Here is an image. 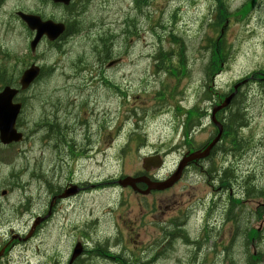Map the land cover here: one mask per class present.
Returning a JSON list of instances; mask_svg holds the SVG:
<instances>
[{
    "label": "flooded vegetation",
    "instance_id": "af4514ba",
    "mask_svg": "<svg viewBox=\"0 0 264 264\" xmlns=\"http://www.w3.org/2000/svg\"><path fill=\"white\" fill-rule=\"evenodd\" d=\"M8 1L0 0V76L19 79L27 68L35 65L39 68L37 84L42 81L41 78L46 72H50L58 74L62 88L53 92V96L61 101L56 100L51 106L54 120L56 116L60 117L63 125L43 119L40 104L37 115L47 127L40 125L35 130L40 162L33 178L40 189L50 191V198L54 201L52 210L54 219L60 213V205L77 206L81 202L83 205L86 200L84 197L90 188L105 185L107 152L121 154L123 149L121 141H133V145H137L142 140L144 135L140 134V129L145 126L144 122H141L143 114L137 111L135 106L132 108L125 106L123 86H130L128 89L135 92L133 100L141 99L139 95L141 93L148 94L145 99L163 108L173 100L179 103L176 93L186 80L181 76V72L169 70L168 51L162 55L151 53L141 67L139 66L137 59L139 45H142L145 51L147 38L151 42L154 41L151 30L154 27L159 29L167 27L166 24L149 21L148 14L163 10L149 7L148 0L139 1L140 13L130 25V39L133 44L131 56L122 54L121 49L116 53L119 37L115 29L118 25L107 17L118 15L123 1L128 5L129 0H101L103 8H115L112 13L104 15L107 22L104 27L89 22L90 14L94 11V7L91 6L92 0H71L67 6L51 0H31L38 1L44 6L38 12L25 9L24 0H17V10L12 13L8 9ZM17 13L34 14L44 21L51 20L65 25L62 35L52 42L43 37L34 51L38 53L42 46L50 48L56 58L49 67L40 58L30 59L27 65L25 60L10 56L9 41L19 40L20 47L24 49L26 40H29L30 46L36 35L35 32L29 31L26 24L17 17ZM53 13H56L53 18L45 17L46 14ZM73 31L75 33L71 34ZM104 35L109 38L110 55L98 56L91 49V41L94 42ZM95 55L97 58L91 59ZM98 58H102L101 62ZM126 58H132V63L128 65ZM111 60H116L117 63L107 68ZM85 61L92 64L89 65V62L84 64ZM191 72L193 73V70ZM190 78L189 76L188 80ZM261 92L264 99V89ZM57 94L63 98H58ZM24 99H28V96H19L18 102L22 103ZM262 107L264 109V104ZM125 116H130L128 123H123ZM197 121L200 120L194 118L184 122L188 128L187 133L182 134V140L186 137L192 142L197 140L196 133L200 132L195 129ZM190 148L195 146L190 145ZM45 151H48L50 158L46 169L42 160ZM132 152L136 156V161L131 177L139 180L135 183L136 192L131 194L132 202L134 207L145 210L133 215V222L128 224L134 226L133 228L122 225V219L117 214L109 216L107 220L111 226L107 227L108 236L105 239H93L97 235L94 228L98 225L93 224L92 232H88L86 224L80 221V224L77 223L78 227H71L70 236L75 238V242L72 249L69 247L66 252L67 257L63 264H83L84 261L93 258L110 261L113 264H146L155 258L158 262H166L159 258L160 252L175 255L177 250L183 248L192 252L183 264H217L221 258L226 261L232 260L230 254L235 247L234 240L249 236L251 211L249 199H244V196L248 195V185L243 182L234 183L233 167L226 170L223 167L218 168L216 154L202 160H194L191 156L194 152L184 146L178 159L180 171L177 183L172 190H166L164 196H154L151 199L152 192L148 191L147 181L154 182L163 176L167 168L174 164L173 155L164 157L154 148L142 155L136 146ZM143 156L158 159L160 168L143 169L138 165L139 158ZM218 178L221 180L220 183ZM235 185L240 187L237 193L233 192ZM70 186H76L77 192L64 200L62 197ZM104 194L105 191L96 193L101 204L104 202ZM258 196L257 215L260 219L261 187ZM114 202L112 200V206ZM155 232L163 245L156 246L157 251L152 254L150 260H147L153 247ZM75 247H78L82 255L80 259L72 260ZM202 253L205 256H201ZM56 260L57 258H54L48 264H57ZM94 264L99 262L96 261Z\"/></svg>",
    "mask_w": 264,
    "mask_h": 264
},
{
    "label": "rangeland",
    "instance_id": "374dc122",
    "mask_svg": "<svg viewBox=\"0 0 264 264\" xmlns=\"http://www.w3.org/2000/svg\"><path fill=\"white\" fill-rule=\"evenodd\" d=\"M177 2H171L172 6H177L183 10L180 18L175 20V24L178 25V31L184 34L185 38V54L188 61H193L199 57L198 50L202 47L201 38H206L211 35L210 31L202 29L197 24V12L203 6L205 2L203 0H178ZM257 0H233L230 5V10L233 11L238 7L247 8L246 11L241 12V19L225 30L224 36L227 46H230L228 53V59L226 65H224L222 72L217 76L216 84L217 91L228 93L232 88V83L248 82V77L254 75L255 79L260 80L261 74L264 72V2H255ZM120 6L119 20L118 15H107L110 19L116 23H121L125 28L129 27L133 17L140 13L131 9H127L125 1ZM23 6L25 9H33L34 11H40L44 8L42 3L38 1L24 0ZM92 7L94 11L90 14V22H96L99 17L108 13H112L113 9L103 8V2L101 0H92ZM144 6V5H141ZM17 0L8 1V9L12 13L16 11ZM101 7V8H100ZM132 7V6H131ZM157 7L163 9L162 1L157 4ZM172 8V7H171ZM98 9V10H97ZM97 10V11H95ZM56 13L46 14L45 17H54ZM218 27L224 28L226 26L225 20L220 19ZM228 22V27H229ZM20 30V29H19ZM161 33L166 31L165 28L160 29ZM14 33H11L13 35ZM10 35V36H11ZM29 37L28 30L26 31V38ZM98 48L102 49V46L98 44ZM118 49V46L116 50ZM10 56L13 58L19 57L21 60H25L27 65L30 59L40 58L49 67L52 65L53 60L56 58L49 47L42 46L36 55L30 52L29 40H26V45L22 49L19 45V40L9 41ZM102 58H98L101 62ZM101 65V64H100ZM203 63L200 65V70L203 68ZM200 73V71H197ZM12 77L0 76V90L9 85L6 83ZM41 82L33 87L28 93V99L25 102V109H23L21 120L24 122L23 131L25 134L33 132L38 126L47 127L46 123L41 121L37 115V109L41 108V115L43 119L52 121L56 124L63 125L60 117L53 118L52 106L56 100L61 101L53 96V92H56L60 87L58 76L50 72H46L42 76ZM237 84V83H236ZM197 85V84H196ZM195 83L191 86V90H194V94L198 92L199 85L195 86ZM237 87L232 89L228 97L225 100L226 107L230 95L235 92ZM242 100H234L231 105V109L239 108L240 115L246 121V129L238 130L240 139L248 146L249 161L248 166L250 169L259 166L260 161L264 159V150H261V143L264 141V128H261V83L258 85H250L243 89ZM58 98H63L57 94ZM177 101L173 100L170 104H174ZM138 107L144 110H138L144 115V125L140 129V134H143L142 140L136 145L137 149L144 155L147 148L156 149L161 152L164 157L170 152L171 141L173 136L178 133L173 128V120L176 116L171 111H163L159 115L156 110L159 108L153 102L147 100H139L137 102ZM136 106L133 105V107ZM146 108V109H145ZM57 112V111H55ZM76 121V119H75ZM23 133V131L20 129ZM33 134V133H32ZM153 136L161 138V144H155ZM199 141H193V145L198 144ZM170 146V147H169ZM180 156H175L174 160L178 161ZM219 157H217V161ZM38 161V151L34 145V140L26 142L22 145H14L9 147H3L0 145V251L8 253L10 261H4L3 264H45L49 261V257L54 254H58L57 264L64 263L67 257L66 252L69 247H73L75 238L68 236V232L64 230L63 225L68 227L77 225V222L83 220L88 227V232H92L93 224L95 226L97 235L93 237L105 239L108 236L107 221L108 216H102L100 211L105 212V207L108 201L114 193L112 191H106L104 194V202L101 204L97 200V195L93 205L86 206L88 209L84 211V216L80 215L77 218L71 215H66L63 219H56L48 222H43L37 227V230L33 232L29 241L24 242L23 238L28 234L30 225L34 218L42 217L46 212L48 201L44 191L36 185L30 177V174ZM122 170L128 171L130 164L124 161V165H119ZM45 169L48 168V159L45 157ZM121 171V170H120ZM106 175H113L115 173L114 168L106 167ZM118 177V174H117ZM264 175H261V182L256 180L255 187L257 190H261L264 185ZM6 192V196H2V192ZM124 205L132 210V205L128 201V196L123 194ZM31 202V208L28 211H22L21 206L24 202ZM131 219V214H128ZM72 223V226L70 225ZM100 224V225H99ZM126 227H133L124 223ZM154 234L153 247L149 253L147 260H150L152 254L157 251L156 246L163 245V242L158 234ZM264 243V240H263ZM38 248L39 252H37ZM74 252H79L75 256V259H80L82 253L78 247L74 248ZM192 252H189L187 248L177 250L175 255H169L166 252H160L159 258L165 260L169 264H183L191 256ZM205 256V254H201ZM22 259V260H21ZM20 260V261H19ZM96 261L99 264H113L110 261L102 259H90L84 261L83 264H94ZM158 259L155 258L146 264H157Z\"/></svg>",
    "mask_w": 264,
    "mask_h": 264
},
{
    "label": "water",
    "instance_id": "95a60500",
    "mask_svg": "<svg viewBox=\"0 0 264 264\" xmlns=\"http://www.w3.org/2000/svg\"><path fill=\"white\" fill-rule=\"evenodd\" d=\"M55 1H61V0H55ZM20 17L26 21L27 25L31 30L36 31L37 33L34 41L31 43L32 50H34L41 36L44 35L39 32L40 29L46 32L47 31L54 32L53 35H57L59 33V27H56L57 25H53L50 22L41 23L39 19L29 16H20ZM34 24H36V27L33 29L31 25L34 26ZM37 76H38V69L36 68H31L28 71H26L19 82L21 91L27 90L28 86L35 80ZM15 94H16L15 90L10 88H5L0 93V143L3 145L18 143L22 139L21 135L17 133L15 129L16 120L18 118L20 111V105L19 104L13 105L12 102Z\"/></svg>",
    "mask_w": 264,
    "mask_h": 264
},
{
    "label": "trees",
    "instance_id": "16d2710c",
    "mask_svg": "<svg viewBox=\"0 0 264 264\" xmlns=\"http://www.w3.org/2000/svg\"><path fill=\"white\" fill-rule=\"evenodd\" d=\"M139 1L140 0H137V2H139ZM229 51H230L229 47L220 38L218 40V43H217L216 54L212 55V69L213 70L219 72L222 69V67L224 65H226ZM202 53H203L202 57H205V55L208 54L206 52H202ZM181 64L184 65V59L183 58L181 59ZM205 70H207V69H205ZM231 117L238 118V116H233V114H231ZM227 136H228V140H230L228 142L230 143L232 139H231L230 135H227Z\"/></svg>",
    "mask_w": 264,
    "mask_h": 264
},
{
    "label": "bare ground",
    "instance_id": "6f19581e",
    "mask_svg": "<svg viewBox=\"0 0 264 264\" xmlns=\"http://www.w3.org/2000/svg\"><path fill=\"white\" fill-rule=\"evenodd\" d=\"M233 84V83H232Z\"/></svg>",
    "mask_w": 264,
    "mask_h": 264
}]
</instances>
